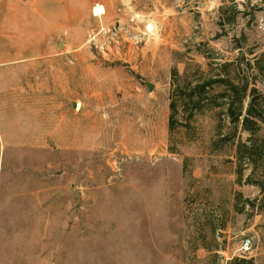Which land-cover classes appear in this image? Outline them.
I'll use <instances>...</instances> for the list:
<instances>
[{
    "label": "rangeland",
    "instance_id": "obj_1",
    "mask_svg": "<svg viewBox=\"0 0 264 264\" xmlns=\"http://www.w3.org/2000/svg\"><path fill=\"white\" fill-rule=\"evenodd\" d=\"M262 55L264 0H0V264H264L248 134L169 129L185 72Z\"/></svg>",
    "mask_w": 264,
    "mask_h": 264
},
{
    "label": "trees",
    "instance_id": "obj_2",
    "mask_svg": "<svg viewBox=\"0 0 264 264\" xmlns=\"http://www.w3.org/2000/svg\"><path fill=\"white\" fill-rule=\"evenodd\" d=\"M263 57H255L252 62L244 64L236 62L223 63L215 74L208 78L203 75H192L185 72L183 82L174 81L170 99L171 121L170 131L175 128V115L178 110L185 116L180 127H188V121L196 113L212 108H221L233 131L228 141H232L238 127L246 132L245 142L236 145L237 174L249 170L246 184L257 187L262 200L256 206L259 213L264 214V62ZM174 79L176 72L173 71ZM219 92L214 93V91ZM213 94H218L214 100ZM216 99V97H215ZM226 141V140H225ZM249 202V201H248ZM255 208L254 201L249 202Z\"/></svg>",
    "mask_w": 264,
    "mask_h": 264
},
{
    "label": "built area",
    "instance_id": "obj_3",
    "mask_svg": "<svg viewBox=\"0 0 264 264\" xmlns=\"http://www.w3.org/2000/svg\"><path fill=\"white\" fill-rule=\"evenodd\" d=\"M252 241L251 239H244L241 243L240 252L242 255H249L252 252Z\"/></svg>",
    "mask_w": 264,
    "mask_h": 264
},
{
    "label": "crops",
    "instance_id": "obj_4",
    "mask_svg": "<svg viewBox=\"0 0 264 264\" xmlns=\"http://www.w3.org/2000/svg\"><path fill=\"white\" fill-rule=\"evenodd\" d=\"M102 14H103V10L101 9V7L98 6L97 8H95V10H94L95 16L102 15ZM34 29L37 32V27H35ZM39 31L40 32H38V33H41L43 31V27L39 26Z\"/></svg>",
    "mask_w": 264,
    "mask_h": 264
},
{
    "label": "water",
    "instance_id": "obj_5",
    "mask_svg": "<svg viewBox=\"0 0 264 264\" xmlns=\"http://www.w3.org/2000/svg\"><path fill=\"white\" fill-rule=\"evenodd\" d=\"M152 86L150 84H147V89L151 90Z\"/></svg>",
    "mask_w": 264,
    "mask_h": 264
}]
</instances>
